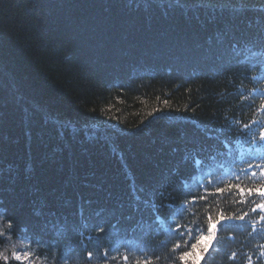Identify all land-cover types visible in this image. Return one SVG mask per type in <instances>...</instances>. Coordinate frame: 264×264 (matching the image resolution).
I'll use <instances>...</instances> for the list:
<instances>
[{
    "label": "trees",
    "instance_id": "16d2710c",
    "mask_svg": "<svg viewBox=\"0 0 264 264\" xmlns=\"http://www.w3.org/2000/svg\"><path fill=\"white\" fill-rule=\"evenodd\" d=\"M262 9L0 0V264H181L221 212L247 216L218 225L204 264H264L259 198L215 191L264 164Z\"/></svg>",
    "mask_w": 264,
    "mask_h": 264
},
{
    "label": "snow or ice",
    "instance_id": "6c2138e0",
    "mask_svg": "<svg viewBox=\"0 0 264 264\" xmlns=\"http://www.w3.org/2000/svg\"><path fill=\"white\" fill-rule=\"evenodd\" d=\"M226 5H220V7H225ZM264 10V9H262ZM256 25L260 29V32L262 35H264V20H261L259 18L256 19ZM251 56L253 58H257V63L253 65L254 68H258L262 75L253 77L255 80L264 79V51L261 52H252ZM256 95L264 97V93H256ZM261 108L264 109V103L261 104ZM151 115V113H149ZM257 127H260L259 124H257ZM244 129H249L248 124H244ZM251 141L254 146L257 147V151L264 150V127L260 128L259 134H258V141L255 136H252ZM243 175L247 177L250 181H253L248 186H242V183L240 182L241 178L239 175H236L234 177V180L236 182L229 183L225 185L224 187H217L215 189L216 193H225V192H232L235 190L239 193V196L241 197V202H244L246 198L251 197H258L259 202L255 203V207L252 208V212H257L259 210L261 213H264V164L256 163L253 165L252 163H249L248 169L243 170ZM200 199H205V197H201ZM195 204V201L192 202ZM247 216V213H244V215L241 216H231V215H225L223 212L219 213L216 216L209 215L207 218V230L206 232H202L201 234L195 236V243H192L190 245V248L180 251L178 259L181 262V264H204L206 261L207 255L209 254L210 250L213 247L214 241L216 240L217 231H218V225H221L222 223H226L228 221H231L233 219L236 220H243ZM260 220L264 221V215L260 216ZM151 223H155L157 225L161 224V215H160V209L156 208L155 205H153V220ZM8 229H13L14 223L11 220H8V223L6 225ZM253 228H255V225H253ZM98 232H103L105 229L103 226H99L96 229ZM191 231V230H189ZM176 232L179 234L180 229L177 228ZM0 235H3V233H0ZM81 235H83L81 233ZM88 240L91 241V237H88ZM181 249V244L176 243L174 247L172 248V252H176L177 250ZM88 258L91 259L92 252L87 253ZM104 256L108 257V251L105 250ZM235 254H233V257ZM261 256H264V252L261 253ZM14 258L19 261L21 259L20 255H15ZM27 258V256H25ZM116 257H112V259H115ZM5 264H7L8 257H3ZM251 259V258H249ZM123 264H129V256L124 255L122 257ZM134 264H151V261L147 258H145L143 261L136 260Z\"/></svg>",
    "mask_w": 264,
    "mask_h": 264
},
{
    "label": "rangeland",
    "instance_id": "374dc122",
    "mask_svg": "<svg viewBox=\"0 0 264 264\" xmlns=\"http://www.w3.org/2000/svg\"><path fill=\"white\" fill-rule=\"evenodd\" d=\"M22 244V243H21ZM25 245H21V246H15V249H17V250H14V254L15 255H20L21 256V259H24L25 258V256H26V254H25Z\"/></svg>",
    "mask_w": 264,
    "mask_h": 264
}]
</instances>
